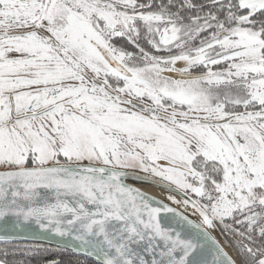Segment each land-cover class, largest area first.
Masks as SVG:
<instances>
[{"label":"snow or ice","instance_id":"obj_1","mask_svg":"<svg viewBox=\"0 0 264 264\" xmlns=\"http://www.w3.org/2000/svg\"><path fill=\"white\" fill-rule=\"evenodd\" d=\"M0 264H264V0H0Z\"/></svg>","mask_w":264,"mask_h":264}]
</instances>
